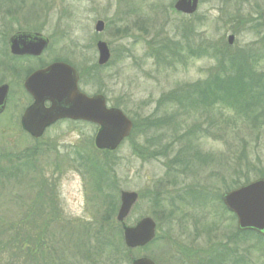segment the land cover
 <instances>
[{"label":"rangeland","instance_id":"374dc122","mask_svg":"<svg viewBox=\"0 0 264 264\" xmlns=\"http://www.w3.org/2000/svg\"><path fill=\"white\" fill-rule=\"evenodd\" d=\"M6 1L0 9V82L8 80L1 68L6 41L19 31L37 32L50 40L42 60L61 58L85 71L82 92L103 95L136 129L112 152L95 148L97 127L86 122L51 128L37 140L21 131L22 110L10 99L0 115V167L9 179L0 186L1 264H131L141 258L208 264L225 246L218 252H228L224 264H264L254 240L229 241L236 221L221 201L264 178V108L249 94V119L223 104L187 112L173 100L207 80L217 64L212 51L228 46L229 35L235 41L227 51L246 52L253 72L264 75V0H200L190 17L175 13L172 0ZM97 21L104 23L102 33L94 31ZM184 28L192 47L203 46L205 53L160 51ZM97 41L111 52L103 67L97 65ZM194 91H185L188 104ZM167 117L170 123L154 124ZM121 192L138 194L123 226L115 221ZM144 218L154 221L155 240L133 250L124 246L126 253L110 259L99 233L120 244L123 228ZM16 235L25 240L14 242Z\"/></svg>","mask_w":264,"mask_h":264},{"label":"water","instance_id":"95a60500","mask_svg":"<svg viewBox=\"0 0 264 264\" xmlns=\"http://www.w3.org/2000/svg\"><path fill=\"white\" fill-rule=\"evenodd\" d=\"M199 0H177L174 10L184 15H193L198 8ZM264 23V14H263ZM104 23L97 21L94 27L96 33H102ZM27 34H17L10 41L12 54L39 56L47 47L48 41L36 36L33 44L20 42L27 39ZM227 44L232 46L234 36L227 38ZM98 53L97 64L106 65L110 60V50L105 42L96 43ZM78 73L71 66L55 63L44 70L32 74L25 82L26 92L34 98V104L29 107L21 118L22 127L26 133L38 139L45 128L57 120L69 119L86 121L99 127L94 145L97 150L114 151L129 137L132 122L116 108H107L102 95L86 96L79 92ZM8 86H0V114L6 105ZM49 101L51 107L44 109L43 102ZM138 199L133 192H122L120 206L116 215L118 223H123ZM223 205L237 219L239 231H252L264 237V178L241 186L233 192L223 194ZM155 223L150 218L142 219L134 227H126L123 240L127 249H135L148 245L155 238ZM131 264H155L148 258L133 260Z\"/></svg>","mask_w":264,"mask_h":264},{"label":"trees","instance_id":"16d2710c","mask_svg":"<svg viewBox=\"0 0 264 264\" xmlns=\"http://www.w3.org/2000/svg\"><path fill=\"white\" fill-rule=\"evenodd\" d=\"M173 1H171V6L173 5ZM4 0H0V9L4 6ZM20 8V7H18ZM21 9V8H20ZM8 12H6L7 14ZM26 21L25 19H22ZM191 31L189 29L184 28L182 37L173 44L169 45V41H164L161 45L160 51L165 50H173V48L176 50L178 48L185 47L188 53H193V55H201L202 53H205L206 50H204L203 46H199V48H193L188 35H190ZM184 42V43H183ZM223 49L220 51H212L214 54V57L216 59V67L214 71L210 72L209 76L207 77V80L203 82H198L194 86H189L185 90H180L179 94L173 99L175 102L178 103V105L181 106V109L188 112L190 109H196L199 107L206 108L209 107L212 104H223L224 106H228V108H232L237 112V114H240L241 117L244 115V117L247 118L246 115L249 114V107L251 106V103L248 101L247 96L248 94L252 96L253 103L257 104V106H260L261 108H264V75L261 73H255L253 72L250 64L247 63L248 56L246 52H240L237 54H232L228 50V46L225 44L222 46ZM230 49V48H229ZM63 62L69 63L68 60H64ZM81 81L83 84L85 81V71L79 72ZM84 75V76H83ZM189 88H194L193 94L195 95V99H192V101L188 104L186 92ZM186 91V92H185ZM115 108H118V106H115ZM264 109L260 110V119H263L264 123V113L262 112ZM249 119V118H247ZM257 119V118H256ZM255 119V120H256ZM253 120V119H252ZM172 121L169 119V117L165 118V120L161 122L154 123L155 125H159L161 123H170ZM250 121V120H249ZM133 130L136 129V124H133ZM190 142V141H189ZM97 166H102L100 162L96 163ZM101 168V167H99ZM16 173H21L20 170ZM5 169L0 167V186L4 183H8L9 179L4 175ZM107 173V172H105ZM109 174H107L108 177ZM11 177L15 178L13 180L18 183L16 178V175H11ZM4 179V181H3ZM3 183L1 184V182ZM104 184V180L102 181ZM219 200V197H218ZM53 203V202H52ZM232 220L235 221L234 216L232 215ZM102 234L99 233L100 236V244L103 247L104 251H108L110 255V259L116 261L118 255L126 253L124 245L122 243V239L119 236V243L116 244L113 240L111 241V238L107 232L101 231ZM3 234H7V232H3ZM232 236V239L229 240L230 242L234 239H243L244 237L250 238V240H254V248L257 250L263 252L264 254V238L254 234V233H240L238 231H235V233ZM19 242H23L25 239L20 240V236L16 235L15 239L13 240ZM8 250H11L13 246L11 244H6ZM221 247V246H220ZM14 248V247H13ZM215 248V247H214ZM228 247H221V251L228 250ZM221 251H214L217 252L215 258L213 259V264H224V262L228 259V252H222ZM1 260V259H0ZM113 262V263H114ZM208 262L212 264V260L208 259ZM1 264V261H0ZM7 264H13L10 261H8Z\"/></svg>","mask_w":264,"mask_h":264},{"label":"flooded vegetation","instance_id":"af4514ba","mask_svg":"<svg viewBox=\"0 0 264 264\" xmlns=\"http://www.w3.org/2000/svg\"><path fill=\"white\" fill-rule=\"evenodd\" d=\"M27 35H29L30 37L27 39H24V40L21 39L20 42H22V41H23V43H29L30 42L31 44H33L35 42V40H34L35 37L38 35H41V34H39L37 32H30ZM13 36L14 35H12L6 41L5 48H3V51H2V61H1L2 74L5 75L8 78V80L7 81H1L0 86L1 85L8 86L7 99L5 102L6 103L5 110L9 104L10 99L13 100L12 104L14 105L15 110H17V111L22 110V113L20 114L18 122H17L19 126H22L21 117L23 115V112H25L35 102L32 95L30 93L26 92V89H25L26 80L35 72L40 71V70H44L54 63H59L60 60H59V58H57V59L52 58L51 61L42 60L49 52L50 40L48 38H46L48 40V45L45 49H43V52L39 56L12 54V52L10 50V41L9 40ZM60 63H63V62H60ZM78 85H80V81H79ZM79 90H80V92H82L81 89H79ZM43 107H44V109H48L51 107V103L46 100L45 102H43ZM5 110H4V112H5ZM71 122H73V121L67 120V119H65V121H64V119L55 121L50 126H48V128L45 130V132H43V134L40 138L45 136L47 130H49L51 128H55L57 126H62V124H66V123L69 124Z\"/></svg>","mask_w":264,"mask_h":264}]
</instances>
